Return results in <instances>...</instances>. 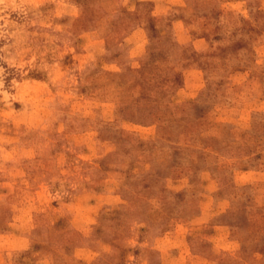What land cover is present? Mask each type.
<instances>
[{"label": "rangeland", "instance_id": "obj_1", "mask_svg": "<svg viewBox=\"0 0 264 264\" xmlns=\"http://www.w3.org/2000/svg\"><path fill=\"white\" fill-rule=\"evenodd\" d=\"M252 135L264 0H0V264H262Z\"/></svg>", "mask_w": 264, "mask_h": 264}, {"label": "trees", "instance_id": "obj_2", "mask_svg": "<svg viewBox=\"0 0 264 264\" xmlns=\"http://www.w3.org/2000/svg\"><path fill=\"white\" fill-rule=\"evenodd\" d=\"M145 27L146 26H144V25H142V26L138 25L136 28L137 34L141 33L143 28H145ZM147 28H148V26H147ZM189 102H192V101H189ZM191 105H192L191 108L194 109L195 104H191ZM149 113H150V116H152L156 119H159V116L155 112H152L150 110ZM184 113L187 114L186 111ZM198 116H200V115H198ZM181 117L184 118V115H181ZM198 121L199 120H197V116H196L193 119V121L188 123V126L185 128V130L183 132H185V134H188L189 137H193V135H191V133L195 132V129H193L191 126L198 125ZM250 139L252 140V144L249 147H246L245 152H243V155H242L243 157L238 158L239 162L247 163V165L243 166V164H242L241 166H243V167H240V168H246L247 166H258V164L261 165L264 163V162H260L264 158V137L252 135V136H250ZM206 146L205 147L202 146L200 148V150H203L204 148H206ZM215 150H217L215 152L218 153V155H222V153L218 152V149H215ZM200 156H201V154H200ZM243 187L246 188L247 186L245 185ZM254 209H258V211L261 210L262 213H264V206H261L260 209L259 208H254ZM244 210H245V208H244ZM244 210H241L242 211V217H241V219L238 220V222H239L238 227L241 228L243 226L244 228H246L249 231L248 234L245 236L244 246L247 244V247H248L249 246L248 244L253 243L252 247L254 249H253L252 253H254L256 251L263 253L264 252V214L259 215V219H255V220L253 219V221H254L253 222L252 219L247 215L248 212H245ZM244 214H245V216H244ZM255 221H257V222H255ZM258 246H260V248L263 249V252L261 250H259V248H257ZM262 264H264V261L262 262Z\"/></svg>", "mask_w": 264, "mask_h": 264}]
</instances>
